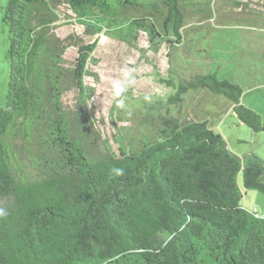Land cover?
Segmentation results:
<instances>
[{
    "label": "trees",
    "instance_id": "obj_1",
    "mask_svg": "<svg viewBox=\"0 0 264 264\" xmlns=\"http://www.w3.org/2000/svg\"><path fill=\"white\" fill-rule=\"evenodd\" d=\"M188 1L8 0L0 264H264V215L239 204L237 182L241 172L244 189L264 193V161L242 164L206 121L170 108L180 109L190 91L207 90L224 96L240 123L264 132V122L241 103L239 86L211 73L158 78L172 92L159 101L138 98L145 110L138 123L118 130L116 150L99 137L104 152L95 154L92 89L84 78L97 62L98 40L68 61L69 39L55 32L70 19L86 35L130 46L143 35L170 54L183 42ZM156 3L165 10L160 28L131 16L135 7L159 10Z\"/></svg>",
    "mask_w": 264,
    "mask_h": 264
},
{
    "label": "rangeland",
    "instance_id": "obj_2",
    "mask_svg": "<svg viewBox=\"0 0 264 264\" xmlns=\"http://www.w3.org/2000/svg\"><path fill=\"white\" fill-rule=\"evenodd\" d=\"M7 2L0 0V106L8 80V29L2 21ZM155 5L159 8L155 12L147 6L135 7L138 12L132 11L131 16L148 17L160 28L165 10L158 3ZM182 9L183 42L170 54L165 46L155 50L143 35L136 46H130L104 34L86 35L70 19L72 23L62 20L55 28L58 37L69 39L65 55L68 61L74 58L79 46L98 40L92 53L97 62L88 64L89 73L84 78L92 89L88 108L98 132L91 138L90 149L95 154L104 152L99 137L108 139L117 149L114 138L118 130L131 131L145 113L137 105V99L166 98L172 89L158 78L174 77L173 74L188 77L194 73H211L218 81L239 86L241 103L264 122V0H190ZM64 100L67 106L72 105L73 93L68 91ZM170 108L174 114L180 112L179 116L184 119L206 121L242 164L253 157L264 161V132H253L240 123L224 96L198 89L185 96L180 109ZM237 182L239 204L264 215V193L244 189L241 172Z\"/></svg>",
    "mask_w": 264,
    "mask_h": 264
},
{
    "label": "clouds",
    "instance_id": "obj_3",
    "mask_svg": "<svg viewBox=\"0 0 264 264\" xmlns=\"http://www.w3.org/2000/svg\"><path fill=\"white\" fill-rule=\"evenodd\" d=\"M116 171H118V172L122 173V170H120V169H117Z\"/></svg>",
    "mask_w": 264,
    "mask_h": 264
}]
</instances>
